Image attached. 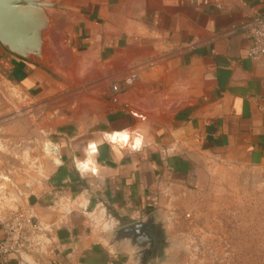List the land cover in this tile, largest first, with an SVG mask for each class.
I'll return each mask as SVG.
<instances>
[{
	"label": "crops",
	"instance_id": "crops-1",
	"mask_svg": "<svg viewBox=\"0 0 264 264\" xmlns=\"http://www.w3.org/2000/svg\"><path fill=\"white\" fill-rule=\"evenodd\" d=\"M46 2L43 60L0 45V102L22 98V140L39 146L23 197L0 203L32 213L38 252L1 264H134L111 232L216 166H264V57L244 33L264 0Z\"/></svg>",
	"mask_w": 264,
	"mask_h": 264
},
{
	"label": "rangeland",
	"instance_id": "rangeland-1",
	"mask_svg": "<svg viewBox=\"0 0 264 264\" xmlns=\"http://www.w3.org/2000/svg\"><path fill=\"white\" fill-rule=\"evenodd\" d=\"M9 100L0 102V203L23 197L19 191L26 187L29 166L39 167L38 161L22 159L24 148L39 152L34 139L22 140L21 127L29 121L23 100L17 94ZM49 141L55 142L48 140L41 153L54 158ZM206 175L198 186L166 195L164 225L171 247L159 264H264V166L222 165ZM18 210L0 206L7 214Z\"/></svg>",
	"mask_w": 264,
	"mask_h": 264
},
{
	"label": "water",
	"instance_id": "water-1",
	"mask_svg": "<svg viewBox=\"0 0 264 264\" xmlns=\"http://www.w3.org/2000/svg\"><path fill=\"white\" fill-rule=\"evenodd\" d=\"M52 7L46 0H0V45L22 59L43 60ZM164 222V215L152 212L111 232L109 240L125 247L134 264H159L171 247Z\"/></svg>",
	"mask_w": 264,
	"mask_h": 264
},
{
	"label": "built area",
	"instance_id": "built-area-1",
	"mask_svg": "<svg viewBox=\"0 0 264 264\" xmlns=\"http://www.w3.org/2000/svg\"><path fill=\"white\" fill-rule=\"evenodd\" d=\"M244 33L250 41L246 51L248 59L264 57V16L252 17L244 27ZM135 75L127 78L130 84ZM3 238L0 239V264L5 263L10 256H16L24 261L25 257L38 252V244L32 238L37 231L34 216L29 210L21 209L5 216L2 224Z\"/></svg>",
	"mask_w": 264,
	"mask_h": 264
},
{
	"label": "clouds",
	"instance_id": "clouds-1",
	"mask_svg": "<svg viewBox=\"0 0 264 264\" xmlns=\"http://www.w3.org/2000/svg\"><path fill=\"white\" fill-rule=\"evenodd\" d=\"M111 139H112L113 141L120 142V141L126 140L127 137H126L125 135H123V134H116V135H113V136L111 137ZM91 151H95L94 146L91 148ZM90 163H91V161H85V162L81 165V167H82L83 169H87V168L89 167Z\"/></svg>",
	"mask_w": 264,
	"mask_h": 264
},
{
	"label": "bare ground",
	"instance_id": "bare-ground-1",
	"mask_svg": "<svg viewBox=\"0 0 264 264\" xmlns=\"http://www.w3.org/2000/svg\"><path fill=\"white\" fill-rule=\"evenodd\" d=\"M120 134H123V135L126 136V134H124V133H120ZM115 135H116V134H115ZM111 137H112V136H111ZM125 141H126V142H125ZM127 141H128V140H123L122 142H123L124 145H126ZM112 142L120 143V142H116V141H113V140H112ZM133 145H134V144H133ZM134 146H136V145H134Z\"/></svg>",
	"mask_w": 264,
	"mask_h": 264
}]
</instances>
